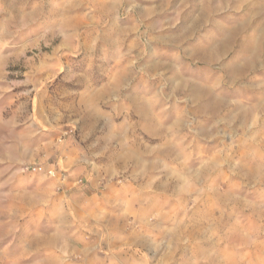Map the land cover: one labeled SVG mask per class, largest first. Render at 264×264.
Listing matches in <instances>:
<instances>
[{
  "label": "rangeland",
  "instance_id": "1",
  "mask_svg": "<svg viewBox=\"0 0 264 264\" xmlns=\"http://www.w3.org/2000/svg\"><path fill=\"white\" fill-rule=\"evenodd\" d=\"M255 1L194 26L195 0H0V264H264V7ZM156 61H168L164 75ZM111 73L145 96L163 88L153 111L168 142L138 128L140 158L155 166L102 167L75 180L74 196L66 171L44 172L56 160L48 152L27 148L25 163L4 166L17 103L29 119ZM72 132L61 128L58 142Z\"/></svg>",
  "mask_w": 264,
  "mask_h": 264
},
{
  "label": "crops",
  "instance_id": "2",
  "mask_svg": "<svg viewBox=\"0 0 264 264\" xmlns=\"http://www.w3.org/2000/svg\"><path fill=\"white\" fill-rule=\"evenodd\" d=\"M245 1L195 0L196 10L186 23L201 25L202 22L210 20L214 10L234 7L239 3L244 6ZM252 5L264 7V0H256ZM228 18L231 17H224L220 22L226 23ZM223 30V38L232 32L225 27ZM191 32L192 28L187 27L184 34L189 35ZM230 37L233 38L230 34L226 40ZM164 39L166 37L162 38ZM215 39L217 37L210 38L212 41ZM259 41V38L255 40L245 65L257 62ZM225 42L218 44L217 50H223L227 45ZM212 46L210 44L207 47ZM156 66L163 75L165 70L169 69L168 61H156ZM156 89L157 96H145L138 93L137 86L133 85L131 80H121L120 74L111 73L96 85L91 80L85 81L83 91L73 98L61 97L58 101L59 96L57 104L49 103L35 107V112L29 119L24 106L20 102L17 103L8 119L10 128H17V131L11 132L6 138L8 154L3 160L4 166L14 168L25 163L24 153L27 148L43 155L48 152V156H54L56 159L55 163L50 165L66 171L67 179L63 185L71 196L80 190L75 187L78 177L90 180L100 173L102 167L123 169L155 166L153 161L140 158V155L148 152V147L138 139V128L140 127L148 137L160 138L163 146L169 140V127L164 126L161 117L156 116L153 111L154 98H163V88ZM52 99L50 96V100ZM63 127L70 128L73 134L60 143L57 137ZM160 151L164 153V148ZM37 158L41 160L40 157ZM100 158H106L104 164L99 162ZM87 189L90 187L81 190L82 193L86 194Z\"/></svg>",
  "mask_w": 264,
  "mask_h": 264
},
{
  "label": "built area",
  "instance_id": "3",
  "mask_svg": "<svg viewBox=\"0 0 264 264\" xmlns=\"http://www.w3.org/2000/svg\"><path fill=\"white\" fill-rule=\"evenodd\" d=\"M29 168L31 171H43V167L41 165H32V166H29L27 167ZM44 172L49 175V176H55V173H56V168L55 166H51L49 168H45ZM63 175H61V177H59V180H62L63 179ZM62 182V181H61Z\"/></svg>",
  "mask_w": 264,
  "mask_h": 264
}]
</instances>
